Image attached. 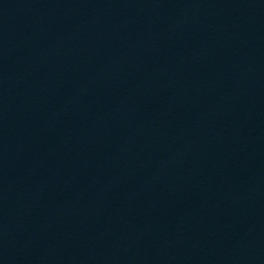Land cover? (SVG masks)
<instances>
[{"label": "water", "instance_id": "95a60500", "mask_svg": "<svg viewBox=\"0 0 264 264\" xmlns=\"http://www.w3.org/2000/svg\"><path fill=\"white\" fill-rule=\"evenodd\" d=\"M0 264H264V0H0Z\"/></svg>", "mask_w": 264, "mask_h": 264}]
</instances>
